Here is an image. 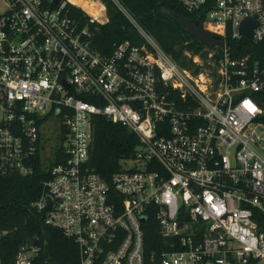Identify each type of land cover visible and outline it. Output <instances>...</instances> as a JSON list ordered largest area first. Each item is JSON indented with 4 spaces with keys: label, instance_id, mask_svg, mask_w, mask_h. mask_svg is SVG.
Returning <instances> with one entry per match:
<instances>
[{
    "label": "built area",
    "instance_id": "1",
    "mask_svg": "<svg viewBox=\"0 0 264 264\" xmlns=\"http://www.w3.org/2000/svg\"><path fill=\"white\" fill-rule=\"evenodd\" d=\"M90 1L94 12L74 0H0V178L31 174L39 155L48 175L32 205L74 241L78 264H264V55L233 54L226 39L264 43V0H174L223 38L207 52L209 72L181 68L119 0L143 40L102 53L89 24L107 20L105 6ZM95 115L138 139L109 180L87 163ZM52 123L50 161L59 144L62 159L44 163ZM150 218L160 239L148 248ZM38 253L27 242L12 264H55Z\"/></svg>",
    "mask_w": 264,
    "mask_h": 264
},
{
    "label": "trees",
    "instance_id": "2",
    "mask_svg": "<svg viewBox=\"0 0 264 264\" xmlns=\"http://www.w3.org/2000/svg\"><path fill=\"white\" fill-rule=\"evenodd\" d=\"M105 6L107 20L103 23L89 24L92 44L102 53L108 54L113 43L128 39L132 43H141L142 37L136 27L128 20L112 0H101ZM136 19L139 25L151 34L160 47L181 67L197 72L199 69L212 68L207 52L214 46L206 45L199 37L190 34L175 16L185 15L198 19L201 17L187 12L174 0H119ZM159 1L160 4H156ZM161 6L171 9L174 16L161 11ZM74 15L84 22L81 8L72 6ZM230 44H237L233 54L252 56L264 55V43L253 42L250 38H226ZM198 55L202 63L195 62ZM264 95V92H262ZM93 139L89 152L88 165L106 180L118 170L120 159L129 155L138 142L134 132L126 129L119 122L100 115L93 117ZM61 144L55 148V157L51 163L62 159ZM48 172L36 155L34 170L31 174L12 173L0 178V229L5 231L0 242V252L5 264H12L13 256L28 239H34L39 247L40 259L50 260L55 264H78V250L74 241L60 230L44 222V212L37 210L32 202L42 190V179ZM259 230L264 233V213L256 216ZM160 236L153 218L144 223V241L148 248L156 246Z\"/></svg>",
    "mask_w": 264,
    "mask_h": 264
},
{
    "label": "water",
    "instance_id": "3",
    "mask_svg": "<svg viewBox=\"0 0 264 264\" xmlns=\"http://www.w3.org/2000/svg\"><path fill=\"white\" fill-rule=\"evenodd\" d=\"M156 4H160L159 1L156 2ZM161 11L167 15L174 16L173 12L171 9L167 8L166 6H161ZM177 21L182 24L183 26L186 27L188 32L190 34L196 35L199 37L206 45L213 46V45H222L223 43V38L218 37L217 35H213L209 33L207 30L203 29L199 25V21L197 19H192L190 17H187L185 15H177L175 16ZM255 25V20L251 18H245L241 24H240V29L241 31L246 34L247 36L251 35V29ZM137 146L136 148H138ZM50 202V201H49ZM50 204V203H49ZM30 244H34L35 240L34 239H28L27 241Z\"/></svg>",
    "mask_w": 264,
    "mask_h": 264
},
{
    "label": "rangeland",
    "instance_id": "4",
    "mask_svg": "<svg viewBox=\"0 0 264 264\" xmlns=\"http://www.w3.org/2000/svg\"><path fill=\"white\" fill-rule=\"evenodd\" d=\"M77 1V0H76ZM83 2L86 0H82ZM96 1V0H94ZM197 61V60H196ZM199 61L202 63V61L199 58ZM199 62V63H200ZM204 72H209L210 70L207 67H204L202 69ZM49 125H45L42 130L43 135V141H44V147L42 151V160L44 163H49L53 154L55 143L59 140V135L57 134V127L55 123L51 124V129L48 127Z\"/></svg>",
    "mask_w": 264,
    "mask_h": 264
},
{
    "label": "bare ground",
    "instance_id": "5",
    "mask_svg": "<svg viewBox=\"0 0 264 264\" xmlns=\"http://www.w3.org/2000/svg\"><path fill=\"white\" fill-rule=\"evenodd\" d=\"M74 1H76V0H74ZM77 1H79L85 9L92 11V12L96 11V6L92 1H90V0H86L84 2L82 0H77Z\"/></svg>",
    "mask_w": 264,
    "mask_h": 264
}]
</instances>
